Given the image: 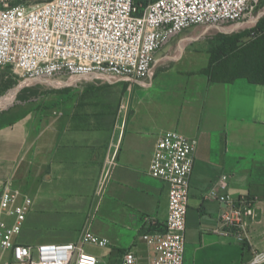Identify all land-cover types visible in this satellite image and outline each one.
<instances>
[{"label":"crops","instance_id":"obj_1","mask_svg":"<svg viewBox=\"0 0 264 264\" xmlns=\"http://www.w3.org/2000/svg\"><path fill=\"white\" fill-rule=\"evenodd\" d=\"M200 46L204 45L192 38L182 43L181 67L192 73L184 81L189 84L163 91L153 85L154 78L147 84L108 82L128 85L115 87V91L123 90L126 105L116 121L95 120L98 113L87 112L81 113L84 120L73 115L71 120L58 119L52 127L39 130L29 114L0 126V196L7 186L16 190L22 185L24 170L34 158H54L57 184L62 186L69 180L76 182L75 178L84 182L86 173L90 181H96L103 169L112 237L147 263L154 254L141 238L147 228L138 236L130 232L141 217H153L162 227L166 224L168 186L151 177L149 167L159 135L178 131L198 141L190 184L186 264H213L215 249L242 253V259H247L242 263L247 264L254 252L264 249V84L246 78L212 82L201 73L209 66L211 52ZM199 59L203 64H198ZM224 176L231 196L249 194L256 201V217L242 246L232 237H217L223 207L207 199L210 192L219 191ZM126 235L129 238L124 239Z\"/></svg>","mask_w":264,"mask_h":264},{"label":"built area","instance_id":"obj_2","mask_svg":"<svg viewBox=\"0 0 264 264\" xmlns=\"http://www.w3.org/2000/svg\"><path fill=\"white\" fill-rule=\"evenodd\" d=\"M0 0V69L11 67L36 85L67 88L77 80L147 84L154 78L158 53L189 32L244 25L252 31L260 0ZM249 16V17H248ZM255 36V31L251 32ZM77 81V82H76ZM198 141L178 131L159 135L149 175L168 186L164 227L147 219L142 241L154 253L147 263L134 251L120 264H186V229L190 184ZM208 200L223 207L216 233L244 243L255 220L256 201L249 194L233 197L227 177ZM223 192V193H222ZM35 200L7 186L0 196V264H101L86 246L108 248L110 241L83 229L73 243L22 241ZM247 264H264V249Z\"/></svg>","mask_w":264,"mask_h":264},{"label":"rangeland","instance_id":"obj_3","mask_svg":"<svg viewBox=\"0 0 264 264\" xmlns=\"http://www.w3.org/2000/svg\"><path fill=\"white\" fill-rule=\"evenodd\" d=\"M44 1L33 0L31 5ZM146 1L149 0H143ZM256 16H262V20L264 19V0H260L254 11L253 17ZM247 24L245 22L244 25L230 27L216 26L197 36L185 33L175 38L157 55L159 60L154 69L153 85L156 89L165 91L172 90L171 88L175 86L189 84L184 81L186 77L192 76V73H185L181 67L184 64L185 49L182 48V43L186 39L192 38L194 43L204 45L200 48L211 52L220 45L222 36L241 33L243 32L241 28L247 27ZM200 59L197 60L199 65L203 64ZM77 81V84L67 88H63L59 83L53 86H41L26 79L19 70L11 67L1 68L0 100L8 97L11 99L6 106L0 104V126L29 114L35 117L39 130L52 127L58 119L71 120L73 115L84 120L81 113L87 112L91 113L90 115L97 112L94 119L100 121L108 119L116 121L121 118V112L125 111L126 105L122 95L123 90L115 91V87L128 85L124 83L113 85L103 80ZM111 90L114 92L111 93ZM54 167V158H34L24 170L22 185L16 190L31 195L36 203L34 212L29 216L26 224L22 241L33 244L73 243L77 241L83 229L88 227L94 232L109 237L112 246L100 248L88 245L85 251L98 256L101 264H118L122 255L130 248L123 247L117 237H112L103 169L96 181H90L91 175L86 173L84 178L87 180L84 182H79L78 178H75L76 182L72 183L69 182L72 180H69L62 186L57 184ZM149 218L151 217H141L130 235L138 236L144 232ZM217 237L230 238L220 235ZM127 238L128 235L124 239ZM232 239L234 243L243 245L236 237ZM213 258V264H231L237 260H240L239 264H243L242 262L247 260L242 259V253L225 249H215Z\"/></svg>","mask_w":264,"mask_h":264},{"label":"trees","instance_id":"obj_4","mask_svg":"<svg viewBox=\"0 0 264 264\" xmlns=\"http://www.w3.org/2000/svg\"><path fill=\"white\" fill-rule=\"evenodd\" d=\"M252 31L255 36L251 37ZM252 31L222 36L220 45L211 51L209 66L201 73L212 82L246 78L250 83L264 84V19Z\"/></svg>","mask_w":264,"mask_h":264},{"label":"bare ground","instance_id":"obj_5","mask_svg":"<svg viewBox=\"0 0 264 264\" xmlns=\"http://www.w3.org/2000/svg\"><path fill=\"white\" fill-rule=\"evenodd\" d=\"M14 93H15V92H14ZM11 97H12V96H11ZM10 99H11V98L8 97V98H6V99L0 100V104L6 106V105L9 103Z\"/></svg>","mask_w":264,"mask_h":264}]
</instances>
